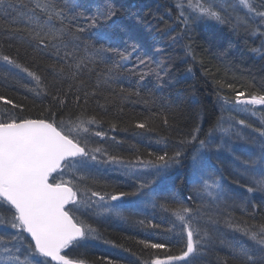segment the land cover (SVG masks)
<instances>
[{
  "label": "snow or ice",
  "instance_id": "snow-or-ice-1",
  "mask_svg": "<svg viewBox=\"0 0 264 264\" xmlns=\"http://www.w3.org/2000/svg\"><path fill=\"white\" fill-rule=\"evenodd\" d=\"M235 2L252 14L253 19L258 18V23H264V10H261L264 9V0H261L259 6L256 0ZM230 6V0H176V20L184 28L177 35H172L177 31L178 25L169 24L165 34L175 43L183 38L189 25L197 21L229 23L227 10ZM87 8L88 5L81 0H65L63 6L56 0H0V32L10 39L27 44L34 52L44 51L49 47L54 49L58 63L50 65L53 80L57 84L67 81L69 91L75 88L77 106L81 91L85 105L90 96L96 95L95 90L89 91L85 87V76L91 78L95 75L96 89L101 84L113 88L118 84L119 77L128 71L127 64L131 57L127 48L121 51L113 46L117 39H122L117 34L104 30L87 32L86 27L73 24L68 13L71 12L74 16L84 15ZM96 9L94 16L85 17L89 21L88 28H97L107 21H112L109 27L117 25V21L113 19L118 14L116 7L108 3L96 5ZM124 30L129 39L135 38L130 29ZM86 32L87 35H81ZM21 33H26V36ZM136 47L135 43L131 45L133 52ZM184 54L196 59L190 45L184 46ZM144 55L147 57V50ZM0 60L19 72L27 73L40 85V77L17 59L0 55ZM138 63L147 69V72L139 73L140 84L144 83L147 75H155L158 86H163L160 83L163 77L151 67L148 59L141 58ZM101 65L104 67L97 72ZM191 71L189 67L188 72ZM120 91L124 92L125 89L121 87ZM44 94H48L46 90ZM136 94L139 95L138 92ZM53 100L60 106L65 105L59 89L53 95ZM225 103L229 101L225 100ZM234 103L264 106V94L245 96L244 92H237ZM0 106H5L0 109V264H87L86 260L69 255V250L85 248L89 240L101 238L97 228L84 217L94 215L124 219L125 211L131 209L139 212L143 205L149 203L155 207L160 199L165 202L159 204V207L171 212L180 222L186 239L179 254H171L164 259L156 256L145 264H197L201 251L210 242L209 234L199 224L204 215L203 206L188 207L174 198L169 202L161 192L162 185L170 179V169L181 165V158L185 156L184 148L198 143L191 157L193 183L199 185L200 190L213 201L220 202L226 198L224 187L213 176L214 166L208 155L212 151L213 140H198L199 126L180 140L182 147L172 155L164 153L147 160L137 156L135 160H131L111 154L103 147L89 146L90 137H100L103 140L107 133L100 130V121L95 116H89L86 110L75 114L74 118L70 116L67 119H57L54 113L46 118H33L20 115L25 110L24 105L5 95H0ZM163 123L168 125L167 117ZM238 123L245 125L244 120ZM134 126L152 131L147 120L138 121ZM219 127L226 134L231 131L224 129L222 125ZM111 130L116 131L115 124L111 126ZM253 131L258 132V139L253 138L249 143L258 147L259 152L250 150L243 160L237 156V167L242 166L241 174L248 175L251 180V186L247 187L248 193H264V129ZM211 134L210 130L209 137ZM97 165L115 166L113 170L121 171L122 175L133 182V190L113 188L109 191L103 185L99 189L89 187V181L100 184L107 171H102ZM66 176L69 178L65 179ZM133 196L139 199L126 200ZM188 199L192 197L189 196ZM140 223L143 224L144 221ZM226 223L252 242L250 245H228L236 264H264V224L247 226L245 222V226L241 227L234 225L231 219ZM140 243L146 248L168 249L162 243ZM107 264L114 262L109 260Z\"/></svg>",
  "mask_w": 264,
  "mask_h": 264
},
{
  "label": "trees",
  "instance_id": "trees-1",
  "mask_svg": "<svg viewBox=\"0 0 264 264\" xmlns=\"http://www.w3.org/2000/svg\"><path fill=\"white\" fill-rule=\"evenodd\" d=\"M56 2L63 6L65 0ZM81 2L88 5L87 12L75 16L69 12L73 24L86 27L87 32L111 31L122 38L117 39L113 46L121 51L127 48L131 53L127 64L128 71L119 77L118 84L113 88L101 84L99 89H96L95 75L91 78L85 76V87L89 91L95 90L96 95L90 96L85 105L81 91L80 103L77 106L75 88L69 91L67 81L57 84L53 80L50 65L58 63L54 49L49 47L47 50L34 52L27 44L10 39L0 32V55H9L17 59L35 72L41 81L38 86L27 73L19 72L0 60V95L24 105L25 110L20 115L46 118L54 113L57 119H67L70 116L74 118L75 114L86 110L89 116H95L100 121V130L107 133L103 140L100 137H90L89 146L103 147L111 154L131 160H135L137 156L147 160L155 159V156L164 153L172 155L182 147L180 140L189 136L197 126L200 127L198 140H203V133L207 129H214L222 124L219 108L225 105L253 111L256 116L252 121L261 120L262 126L257 127L264 129V106L246 107L234 103L237 92H244L245 96L264 94V23H258V18L253 19L252 14L247 13L235 0H230L231 6L227 10L229 23L220 24L214 20L197 21L190 24L189 30L183 33V38L175 43L165 33L169 24L178 25L177 31L172 35H177L184 28L176 20L178 15L176 0H81ZM108 3L118 9L117 16L113 18L117 25L109 27L112 21H107L97 28H88L89 21L85 17L95 15L96 5ZM256 3L259 6L261 0H256ZM124 29H130L135 38L129 39ZM87 32L81 35H87ZM21 35L26 36V33ZM133 43L137 45L135 52L131 48ZM185 45L191 46L195 60L185 56ZM146 50L147 57L144 55ZM60 55H63V51ZM110 55L118 59L114 54ZM141 58L148 59L151 67L160 72L163 77L160 82L162 87L158 86L155 75H147L144 83H139V73L147 72L144 65L138 63ZM103 67L101 65L97 68V72ZM189 67L192 69L191 72H188ZM121 87L125 89L124 92L120 91ZM58 89L59 95L65 99L64 106L53 100V95L57 94ZM45 90L47 95L44 94ZM129 92L132 94L129 95ZM225 100L229 103H225ZM3 107L5 106H0V109ZM165 117L168 119V125L163 123ZM146 120L150 122L152 131L135 128L136 122ZM113 124L116 125V131L111 130ZM254 129L256 128L252 125H244L238 133L243 136L249 130V135L252 133L256 136L258 132L251 131ZM110 137L116 139L112 140ZM185 149L186 147L184 151ZM149 153L152 155L149 156ZM189 154L191 152L185 151L181 165L170 169V179L162 185L161 195L169 202L174 198L188 207L203 206L204 215L199 224L209 234L210 242L201 251L197 264H224L225 261L227 264H236L228 245L237 243L250 245L252 242L234 227H229L226 221L231 219L234 225L241 227L245 226V222L247 226L264 224L262 197L264 193H248L247 187L251 186V182H248L244 185L246 198L231 202L228 199L229 195L227 196L226 185L222 181L223 176L218 172L213 176L224 187L226 198L216 202L205 194L197 195L192 188L196 184L190 182L191 171L182 165L184 159L188 161ZM97 167L107 171L104 172L100 184L89 181V187L99 189L103 185L109 191L113 188L133 190V182L122 175L121 171L113 170L115 166ZM189 196L192 199H188ZM138 199L135 196L126 198L130 201ZM164 202V199L158 200L155 207L151 203L143 205L139 212L131 209L125 211L124 219L94 215L84 217L97 228L101 238L89 240L85 248L69 250V255L84 259L87 264H107L109 260L114 264H145L156 256L166 258L171 254H179L186 234L181 231L179 221L177 228L174 227L177 230H172L165 225L164 220L159 219L161 215L167 217L168 221L171 217V212L159 207V204ZM223 204L228 205L226 208L218 209V206ZM244 205L245 210L233 211L237 206ZM140 221L144 223L141 224ZM140 241L162 243L167 245L170 251L146 248Z\"/></svg>",
  "mask_w": 264,
  "mask_h": 264
},
{
  "label": "bare ground",
  "instance_id": "bare-ground-1",
  "mask_svg": "<svg viewBox=\"0 0 264 264\" xmlns=\"http://www.w3.org/2000/svg\"><path fill=\"white\" fill-rule=\"evenodd\" d=\"M219 110L221 111L220 115L222 120V124L220 125H222L224 129H230L231 131L226 134L224 131L220 129L219 126L215 127L214 129L213 128L207 129V131L203 133V138H204L203 140L209 139V132L211 130L212 134L210 138L213 140V148L212 151L208 153V155L210 156L211 163L214 166L213 174L219 172L220 176H223L222 181L226 185L227 196L229 195L228 199L232 202L235 199L246 198L244 185L248 182H251L248 175L241 174L242 166L241 168L237 167L239 161L236 160V157L239 156L240 159L243 160L247 158V154L250 150L254 149L257 153L259 152L258 147H255L253 144L250 145L249 143V141L252 140L253 138H257L258 134H256L255 136V134L253 135L252 133H250L249 135V130H250L249 129L245 132L246 135L244 134L242 136V134H239L238 136L237 133L238 132L240 133L241 129H243L244 127V125H241L238 122L240 120H244L245 125L247 126L252 125V127H255L256 129H260L259 127H257V125L262 126V121L258 119L252 121L253 120L252 118L256 116V114L253 111H246L244 109H241V107H236L234 105L221 106ZM197 146L198 143L195 145L186 146L185 149V151H187L188 153L191 152V154L188 155V161L184 159L182 165H185L188 169H190V171H191L192 153L194 147ZM229 148L231 150H228ZM190 182L193 183L192 178H190ZM192 188L197 193V195L205 194L200 190V187L197 184ZM227 205L228 204L220 205L218 206V209L226 208ZM244 208L245 205L243 207L237 206L236 208L233 209V211L234 212L243 211L245 210ZM170 216L171 217L169 218V221L168 218L163 215L159 216V219L161 218L162 220H164L165 225H167L169 229L177 230L174 227H176V225L179 224V222L172 214Z\"/></svg>",
  "mask_w": 264,
  "mask_h": 264
},
{
  "label": "water",
  "instance_id": "water-1",
  "mask_svg": "<svg viewBox=\"0 0 264 264\" xmlns=\"http://www.w3.org/2000/svg\"><path fill=\"white\" fill-rule=\"evenodd\" d=\"M243 106H247V107L249 106L250 107L252 105H243ZM255 106H261V105H255ZM161 259H164V258H161Z\"/></svg>",
  "mask_w": 264,
  "mask_h": 264
},
{
  "label": "rangeland",
  "instance_id": "rangeland-1",
  "mask_svg": "<svg viewBox=\"0 0 264 264\" xmlns=\"http://www.w3.org/2000/svg\"><path fill=\"white\" fill-rule=\"evenodd\" d=\"M247 107V106H246ZM249 107V106H248ZM250 107H255V106H250Z\"/></svg>",
  "mask_w": 264,
  "mask_h": 264
}]
</instances>
